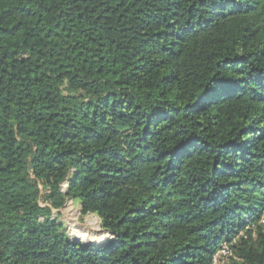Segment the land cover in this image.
Listing matches in <instances>:
<instances>
[{
  "label": "trees",
  "instance_id": "obj_1",
  "mask_svg": "<svg viewBox=\"0 0 264 264\" xmlns=\"http://www.w3.org/2000/svg\"><path fill=\"white\" fill-rule=\"evenodd\" d=\"M69 200L111 238H72ZM224 244L264 264V0H0V264Z\"/></svg>",
  "mask_w": 264,
  "mask_h": 264
},
{
  "label": "rangeland",
  "instance_id": "obj_2",
  "mask_svg": "<svg viewBox=\"0 0 264 264\" xmlns=\"http://www.w3.org/2000/svg\"><path fill=\"white\" fill-rule=\"evenodd\" d=\"M62 189L63 191L68 189V182L62 184ZM52 217L54 220L66 225L72 238L77 234L80 241L98 243V237L104 235L103 241L100 242L104 243L111 238V235H107V233L104 232L99 217L93 214L83 216L81 213V204L73 200L67 201L61 210L54 211ZM231 259L232 255L225 256L219 260V263L230 264Z\"/></svg>",
  "mask_w": 264,
  "mask_h": 264
},
{
  "label": "built area",
  "instance_id": "obj_3",
  "mask_svg": "<svg viewBox=\"0 0 264 264\" xmlns=\"http://www.w3.org/2000/svg\"><path fill=\"white\" fill-rule=\"evenodd\" d=\"M232 255V258L234 257L233 251L231 247L228 244H224L221 249L217 252V254L214 256L213 264H220L219 260H221L225 256Z\"/></svg>",
  "mask_w": 264,
  "mask_h": 264
},
{
  "label": "water",
  "instance_id": "obj_4",
  "mask_svg": "<svg viewBox=\"0 0 264 264\" xmlns=\"http://www.w3.org/2000/svg\"><path fill=\"white\" fill-rule=\"evenodd\" d=\"M99 219H100V218H99ZM100 221H101V219H100ZM104 232H106L107 235H110L109 232H107V231H104ZM73 238H74L75 240H80V238L77 237V236H74ZM85 243H87V244H101L100 242H99V243H93V242H88V241H86Z\"/></svg>",
  "mask_w": 264,
  "mask_h": 264
},
{
  "label": "bare ground",
  "instance_id": "obj_5",
  "mask_svg": "<svg viewBox=\"0 0 264 264\" xmlns=\"http://www.w3.org/2000/svg\"><path fill=\"white\" fill-rule=\"evenodd\" d=\"M75 236H77V234H75ZM104 237H105L104 235L99 236L97 239L98 240L97 242H102Z\"/></svg>",
  "mask_w": 264,
  "mask_h": 264
}]
</instances>
